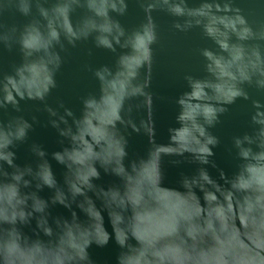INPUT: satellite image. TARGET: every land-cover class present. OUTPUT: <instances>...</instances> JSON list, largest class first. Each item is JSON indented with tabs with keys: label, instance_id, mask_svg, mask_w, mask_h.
<instances>
[{
	"label": "water",
	"instance_id": "1",
	"mask_svg": "<svg viewBox=\"0 0 264 264\" xmlns=\"http://www.w3.org/2000/svg\"><path fill=\"white\" fill-rule=\"evenodd\" d=\"M0 264H264V0H0Z\"/></svg>",
	"mask_w": 264,
	"mask_h": 264
}]
</instances>
